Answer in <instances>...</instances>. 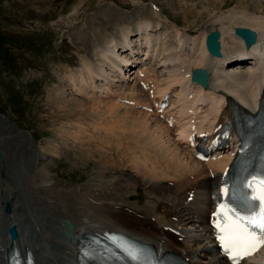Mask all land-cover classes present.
Here are the masks:
<instances>
[{
	"label": "bare ground",
	"instance_id": "obj_1",
	"mask_svg": "<svg viewBox=\"0 0 264 264\" xmlns=\"http://www.w3.org/2000/svg\"><path fill=\"white\" fill-rule=\"evenodd\" d=\"M79 13L68 17L64 26L77 24ZM228 19L232 22L236 17L233 15ZM244 19L237 18L243 21L240 27L232 30L231 27H222L220 18H214L209 29L198 38L188 36L186 29L182 30L173 23L167 22L168 27H164L159 18L156 23L141 19L133 27L135 30L127 26L119 29V38L111 39L101 51L102 64L99 67L84 60L81 70L66 74V83L73 88L72 94L107 102L112 106L107 110L111 116L117 113V108L129 112L132 109L136 111L133 114H140H131L133 118L126 114L124 121L118 118L117 122L115 117L110 119L109 114L107 119L104 118L115 130H129L126 136L122 134L127 132H113V136L108 133L111 139L105 138L107 134L103 135L106 152H110V146L114 145L121 164L129 159L122 174H127L126 178L117 181L115 187L112 184L113 188L105 185L107 189L100 187L91 195L80 186L54 180L43 168L35 169L43 158L38 154L33 158L28 138L21 139L24 132L20 131L21 135L15 137L9 126L4 130L9 119L0 117V157L4 156L0 159V174L3 176L0 180V264L8 262L13 248L23 253L25 258L28 251L32 252L36 264H79L77 259L81 248L93 235L102 234L105 230L123 232L144 240L154 244L160 254H173L188 263L204 258L207 264H227L224 258L215 256L218 248L208 224L213 211L210 205L212 195H217V188L228 176L226 169L237 157L241 143L236 121L230 119L232 109L237 111L239 118L255 115L261 110L264 98V17ZM220 23V28H217ZM237 28L253 31L258 35L257 43L246 45L236 36ZM216 31L221 34L222 58L210 56L206 48L207 37ZM227 41L231 43L229 49ZM97 60L99 62V57ZM248 61H252L250 67L235 70V64ZM196 69L211 73L207 89L191 81L192 71ZM71 73L77 75L69 77ZM136 76L154 90L155 103L166 95L170 96L171 106L165 113L176 118L173 128L158 119L155 113L137 110L141 104L150 106L151 94L136 85ZM125 80H132V86L130 84L129 89L122 90L119 83ZM118 96L126 99L127 103L119 102ZM99 109L102 108L93 106L91 111ZM113 122L117 126L112 125ZM218 125L232 129L237 139L235 148L224 150L220 160L207 163L196 160L187 146L188 135L194 132V126L199 133H210ZM130 143L136 149L125 150V144ZM16 174L23 176V181L17 180ZM139 191L148 192L147 195L142 193L144 202ZM95 192L104 193L103 198L94 197ZM117 193H136L139 205L113 204L112 201L121 197L124 201V194L118 196ZM191 193H194V198L189 203ZM188 210L191 213L184 218L182 212ZM196 214L200 215L194 219ZM21 223L26 226L22 228ZM187 224L195 226L190 230ZM14 227L18 230L15 241L9 235V230ZM170 229L181 231V235ZM67 231L72 237L66 235ZM258 258L243 264H257V260H262ZM195 263L203 264L201 261Z\"/></svg>",
	"mask_w": 264,
	"mask_h": 264
},
{
	"label": "rangeland",
	"instance_id": "obj_2",
	"mask_svg": "<svg viewBox=\"0 0 264 264\" xmlns=\"http://www.w3.org/2000/svg\"><path fill=\"white\" fill-rule=\"evenodd\" d=\"M78 11L77 24L65 27L68 17ZM261 15L264 17V0H0V117L10 121L4 130L9 126L15 137L21 134L24 137L21 139L27 140V137L33 150L32 157L38 154L43 158L35 169H45L54 180L80 186L91 195L100 187L113 188L117 181H124L122 177L126 178L127 174H122L129 159L121 164L114 145L110 146V152H106L104 136L107 134L105 138L111 139L108 133L113 136L129 130L116 131L108 125L105 119L112 106L107 102L72 94L73 88L66 83V74L81 70L84 60L99 67L102 64L101 51L111 39L119 38V29L122 26L136 27L141 19L156 23L159 18L164 27L167 22L173 23L182 30L186 29L188 36L198 38L218 18L222 27L233 30L240 27L243 20L239 19ZM228 18L234 22H229ZM220 26L221 23L217 28ZM227 46L229 49L231 43ZM71 75L77 74L71 73L69 77ZM119 86L129 89V85L119 83ZM93 106H100L103 112L99 109L94 111L95 114L91 111ZM116 110L115 115L109 114L116 122L118 118L124 121L126 114L140 115L133 114L136 111L132 109L130 112L124 108ZM116 122L111 124L117 126ZM20 131L24 133L20 134ZM125 145V150L136 149L132 143ZM15 178L23 181L19 174ZM142 193L148 194L146 191ZM142 193L140 199L144 202ZM102 195L104 193L95 192L94 197L101 200ZM121 195L124 201L121 197L112 203L139 205L136 193ZM190 213L184 211L182 215L186 218ZM198 215H194V219ZM201 219L198 218L200 222ZM20 226L24 228L26 224ZM194 226L187 224L190 230Z\"/></svg>",
	"mask_w": 264,
	"mask_h": 264
},
{
	"label": "snow or ice",
	"instance_id": "obj_3",
	"mask_svg": "<svg viewBox=\"0 0 264 264\" xmlns=\"http://www.w3.org/2000/svg\"><path fill=\"white\" fill-rule=\"evenodd\" d=\"M246 187L252 190V195L245 198L253 202L247 213L241 214L236 208L222 204L214 222L222 249L232 264H241L264 249V175L254 177ZM227 191L224 189L225 194Z\"/></svg>",
	"mask_w": 264,
	"mask_h": 264
},
{
	"label": "water",
	"instance_id": "obj_4",
	"mask_svg": "<svg viewBox=\"0 0 264 264\" xmlns=\"http://www.w3.org/2000/svg\"><path fill=\"white\" fill-rule=\"evenodd\" d=\"M236 35L242 37L248 46L252 45L257 40V35L250 30H241L240 28L236 29ZM220 33L218 31L214 32L207 39V46L209 52L213 56L221 57L222 54L220 52L221 45L219 43ZM193 80L203 87H207L209 83V73L204 69H196L193 72ZM12 235L15 237V230L11 229ZM67 235L72 237V234L67 231Z\"/></svg>",
	"mask_w": 264,
	"mask_h": 264
}]
</instances>
